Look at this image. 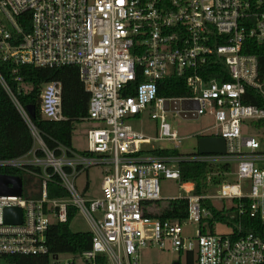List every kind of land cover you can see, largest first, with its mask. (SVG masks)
I'll list each match as a JSON object with an SVG mask.
<instances>
[{
	"label": "built area",
	"instance_id": "built-area-1",
	"mask_svg": "<svg viewBox=\"0 0 264 264\" xmlns=\"http://www.w3.org/2000/svg\"><path fill=\"white\" fill-rule=\"evenodd\" d=\"M248 42L264 43V0H0V88L32 137L28 153L0 159V174L19 178L8 171H21L40 181L36 195L23 191L20 178L19 193L0 194V261L48 256L51 264H140L141 249L151 246L184 254L186 264L188 256L192 264H264L258 236H236L230 227L217 234L214 224L209 231L202 222L210 217L202 199L248 198L250 216L264 223V84L257 57L245 52ZM213 57L224 64L220 79L200 74ZM24 65L77 68L89 94L82 121L91 127L83 151L47 147L18 98L28 90L16 76ZM171 76L183 77L193 95L158 96L159 81ZM248 90L257 92L261 105L244 103ZM173 100L192 102L195 107L185 112L211 119L200 133L223 138L224 154L147 152L151 140L178 138L164 117V102ZM39 112L48 121L64 120L60 82L41 86ZM144 112L157 122L155 138L131 125ZM182 161L212 166L204 183L217 193L201 194L195 181L184 179ZM90 167L104 169L101 197H85L87 182L78 188L77 178ZM163 178L178 182L184 194L176 199L187 200L186 219L144 217V202L161 200ZM49 182L67 195L51 197ZM6 208H18L20 222L6 221ZM71 210L89 224L91 247L60 259L47 233L54 223H66ZM191 223L197 224L194 235L185 236L183 227Z\"/></svg>",
	"mask_w": 264,
	"mask_h": 264
},
{
	"label": "trees",
	"instance_id": "trees-1",
	"mask_svg": "<svg viewBox=\"0 0 264 264\" xmlns=\"http://www.w3.org/2000/svg\"><path fill=\"white\" fill-rule=\"evenodd\" d=\"M249 43V44H248ZM245 52L254 54L258 61V77L264 84V43L255 44L248 42ZM4 66V65H3ZM5 70L8 72L7 68ZM224 64L218 58L213 57L207 64L205 73L201 75L220 79L223 73ZM225 72V71H224ZM8 81L15 89L16 82L12 80L10 73L5 74ZM25 85L30 88L22 91L18 98L21 104L26 107L32 105L35 108V116L32 121L40 131L43 139L50 149H55L62 145L72 148L71 136L74 125L82 121L87 115V104L89 94L84 90L83 84L79 79L76 67L65 66L61 68L46 69L32 66H20L16 74ZM224 80L227 76H223ZM58 81L61 84V110L64 120L48 121L42 119L39 112V92L43 84ZM244 103L261 105V97L254 90H248ZM193 95L187 87L185 79L181 76H171L159 81L158 96L164 98H184ZM32 147V137L28 127L13 105L7 94L0 88V159L17 158L25 155ZM147 152L158 156L182 155L176 150L150 149ZM192 152L191 154H196ZM206 163L187 162L179 163V170L184 179L195 181L198 191L201 194L208 193L212 186L204 183L207 169H211ZM17 174L23 184V191L28 190L36 195L40 189V181L34 176L21 171H8ZM55 178V177H54ZM57 179V178H56ZM36 189V192L32 191ZM48 192L51 197H64L66 191L56 182L48 183ZM25 194V193H24ZM160 200L144 202L143 215L146 218L160 220L182 221L187 217V200L170 198L165 205L159 207ZM251 200L248 198L233 199L229 208H217L211 199H202L201 204L209 212L211 218H206L202 222H207V229L212 230L214 223H221L230 227L233 233L244 235L253 233L264 241V223L258 216H250L249 206ZM159 204V205H158ZM158 206V211L149 212L146 209L151 206ZM239 206L241 213H239ZM75 211L71 210L66 223H54L47 233V241L50 250L54 254H76L81 253L91 247L90 232H74L69 228V222L74 217ZM203 228V227H202ZM205 231V228H203ZM6 262L12 264H51L48 256H13L6 257ZM101 262L105 260L100 259ZM187 264H192V257L188 256Z\"/></svg>",
	"mask_w": 264,
	"mask_h": 264
},
{
	"label": "rangeland",
	"instance_id": "rangeland-1",
	"mask_svg": "<svg viewBox=\"0 0 264 264\" xmlns=\"http://www.w3.org/2000/svg\"><path fill=\"white\" fill-rule=\"evenodd\" d=\"M26 89L30 86L26 85ZM165 122L169 124L171 131L177 133L178 138L176 140H151L147 145L148 149H166L176 150L182 155L191 154L197 150V139L203 134L200 133L203 129L208 127L212 121L208 117H198L196 119H184L181 118L175 112L168 111L164 115ZM90 122L80 121L75 123L71 136V146L74 150L83 151L86 148V132L91 127ZM131 125L141 130L148 137L155 138L157 136L156 126L157 122L150 118V112H144L141 114L139 120L131 122ZM219 170V169H218ZM104 169L102 167H90L87 171L81 173L77 178L78 188L84 189L85 182L88 183L87 189L84 190L85 197L97 198L101 197L100 182L103 179ZM230 177L228 181H231ZM244 191L249 189V182L242 181ZM190 184H186L185 188L189 189ZM217 193L216 188H210L208 194L214 195ZM184 194L177 181L173 179H161L160 181V205H165V202L170 198H176L179 195ZM213 205L217 208L231 206V201H220L218 199H211ZM147 211H158V206H151L146 209ZM211 218V216H210ZM69 228L74 232H90V226L85 220V217L81 213H76L69 222ZM197 228L196 223L188 224L183 227V234L185 236L194 235V230ZM214 230L217 234H226L230 232V228L221 224L214 223ZM67 258V255L61 254L60 259ZM186 264V256L184 254H178L171 250H161L157 247L146 246L140 251V264ZM0 264H11L0 261Z\"/></svg>",
	"mask_w": 264,
	"mask_h": 264
},
{
	"label": "water",
	"instance_id": "water-1",
	"mask_svg": "<svg viewBox=\"0 0 264 264\" xmlns=\"http://www.w3.org/2000/svg\"><path fill=\"white\" fill-rule=\"evenodd\" d=\"M195 107L194 103L189 101L173 100L171 102H164V110L179 112L181 118L184 119H196L195 112L187 113L184 110L192 109ZM26 110L30 117L35 116V108L32 105H27ZM225 141L221 137L214 136H199L197 139V153L199 154H224L225 153ZM8 184H12V188H8ZM20 181L19 178L10 175L0 174V194L19 193ZM6 221L20 222V210L18 208H6L5 209Z\"/></svg>",
	"mask_w": 264,
	"mask_h": 264
},
{
	"label": "crops",
	"instance_id": "crops-1",
	"mask_svg": "<svg viewBox=\"0 0 264 264\" xmlns=\"http://www.w3.org/2000/svg\"><path fill=\"white\" fill-rule=\"evenodd\" d=\"M195 152H197V151H195ZM194 153V152H193Z\"/></svg>",
	"mask_w": 264,
	"mask_h": 264
}]
</instances>
